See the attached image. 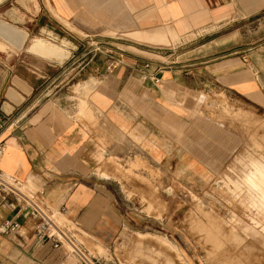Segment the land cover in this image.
<instances>
[{
	"label": "crops",
	"instance_id": "obj_1",
	"mask_svg": "<svg viewBox=\"0 0 264 264\" xmlns=\"http://www.w3.org/2000/svg\"><path fill=\"white\" fill-rule=\"evenodd\" d=\"M261 2L36 0L30 12L25 10V17L52 37L116 40L143 53L148 49L145 45L115 36L160 34L169 41L192 37L190 44L213 36L222 14L235 9L237 3L247 13ZM19 7L24 19V6ZM20 26L16 28L27 33L22 30L23 22ZM29 48V53L51 62L38 61L35 67L23 58L4 61L0 73V120L4 122L0 140L5 143L1 169L25 195L34 197L58 220L64 219L61 224L92 256L96 255L80 240L84 235L112 249L125 227L135 230L142 223L145 229L167 228L166 207L161 219L149 214L143 221L138 219L139 198L126 197L119 165L127 170L132 167L134 179L161 177L164 188L172 185L174 174L196 179L199 188L205 179L220 175L231 159L227 137H218L212 124L200 117L205 107L200 99L214 91L250 100L260 96L261 87L247 55L179 63L175 54H167L162 61L167 66H160L141 53H102L85 58L80 68L61 72L59 79L74 74L73 84L58 91L60 86L51 89L50 72L62 69L55 62L63 63L68 50L66 56L51 58ZM171 48L167 50H176ZM115 62L117 68L109 70ZM156 78L161 80L159 85ZM132 188L138 193L143 189L137 180ZM36 210L25 198L13 209L0 207V226L6 221L21 225L18 233H0V264H76L66 248L56 249L50 241L38 239L42 219Z\"/></svg>",
	"mask_w": 264,
	"mask_h": 264
},
{
	"label": "rangeland",
	"instance_id": "obj_2",
	"mask_svg": "<svg viewBox=\"0 0 264 264\" xmlns=\"http://www.w3.org/2000/svg\"><path fill=\"white\" fill-rule=\"evenodd\" d=\"M22 1L3 0L0 5V19L20 29L23 22L22 30L29 34L21 50L0 36V73L5 66L4 61L13 57L23 58L35 67L38 61L51 62L28 52L37 38L55 45H66L69 57L63 63L55 62L62 65V69L56 68L50 72L51 89L60 86L58 91L73 84L74 74L59 79L65 70L69 72L80 68L85 58L102 53H141L151 61H158L160 66H167L166 62H162L166 61L167 54H175L179 63L210 62L234 55L249 57L250 66L261 87L259 97L250 100L214 91L200 99L205 105L200 117L212 124L213 132L218 137L224 135L228 139L231 159L227 168L217 177L205 179V185H199V188L196 179H182L176 174L170 179L172 185L164 188L161 177L134 179L132 167L127 170L128 167L119 165L126 197L133 199L137 195L139 198L136 199L140 201L136 209L140 216L138 219L143 221L142 217L147 214L161 219L166 207V231H161L158 226L145 229L142 223L135 230L125 227L112 249L91 242L85 235L80 240L93 255L102 257L109 264H264V207L250 202L246 205L243 199L246 192L241 194L234 185L241 175L240 160H245L246 164L253 160L264 163V3L247 13L237 3L235 9L222 14L221 24L215 27L217 32L213 36L190 44L187 42L192 37L184 40L174 37L176 40L170 42L160 34L115 36L145 45L148 49L142 53L141 50L123 47L116 40L80 39L65 35L69 39L66 41L41 33L38 26L35 27L36 22L25 17V10L30 12L36 1L26 0L25 4ZM19 5L24 6V19L20 18ZM170 47L176 50H167ZM134 180L141 183L143 189L140 193L132 188ZM182 180L189 182V185L180 184ZM163 191L166 194H162ZM59 221L62 223L65 220ZM164 238L175 244L179 251L176 252ZM139 251L156 261L140 255Z\"/></svg>",
	"mask_w": 264,
	"mask_h": 264
},
{
	"label": "built area",
	"instance_id": "obj_3",
	"mask_svg": "<svg viewBox=\"0 0 264 264\" xmlns=\"http://www.w3.org/2000/svg\"><path fill=\"white\" fill-rule=\"evenodd\" d=\"M118 63H112L109 70H114ZM156 85L161 83V80L154 79ZM4 126V122L0 120V128ZM5 152V143L0 140V207L6 205L9 208H15L20 202H24V198L34 204L38 210L36 214L41 216L36 236L40 240L50 241L54 248H66L68 255L75 259L76 264H109L102 257H96L86 252L75 240L70 231L61 224V222L49 211L44 210L42 206L36 203L34 197L25 195L17 186V183L1 169V160ZM10 198L14 199L11 200ZM27 204V203H26ZM62 211V213H64ZM21 230V225L15 221H6L0 226V233L4 235L15 234ZM111 264V263H110Z\"/></svg>",
	"mask_w": 264,
	"mask_h": 264
},
{
	"label": "bare ground",
	"instance_id": "obj_4",
	"mask_svg": "<svg viewBox=\"0 0 264 264\" xmlns=\"http://www.w3.org/2000/svg\"><path fill=\"white\" fill-rule=\"evenodd\" d=\"M2 1L3 0H0V4L2 3ZM24 1L26 0H23V4ZM0 36L10 41V43L19 50L23 49L24 44L28 38L27 33L17 29L16 27L2 20H0ZM65 47L66 45H55L45 40H35L29 50L38 55L51 58H58L61 56L68 55L67 49ZM239 163L242 167V170L241 175L234 183L235 190L239 191L241 194H245L246 192V197L243 196L246 205L247 202H250L254 204H259L261 207H264V163L258 160H253L251 161V163L248 164L245 163V160H240ZM258 214L262 215L260 211H258ZM163 240H165L176 252L179 251L177 246L173 244L170 240L166 238H164ZM139 254H142L141 251H139ZM142 255L146 254L143 252ZM146 256L147 258H149V260L156 261V259H154L153 257L149 255Z\"/></svg>",
	"mask_w": 264,
	"mask_h": 264
}]
</instances>
